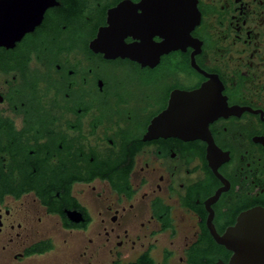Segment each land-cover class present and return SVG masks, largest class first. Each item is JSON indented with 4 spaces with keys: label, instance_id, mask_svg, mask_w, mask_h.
Segmentation results:
<instances>
[{
    "label": "flooded vegetation",
    "instance_id": "af4514ba",
    "mask_svg": "<svg viewBox=\"0 0 264 264\" xmlns=\"http://www.w3.org/2000/svg\"><path fill=\"white\" fill-rule=\"evenodd\" d=\"M179 3L54 0L0 45V264H229L214 234L264 212V0ZM121 4L141 63L89 48ZM201 88L196 135L147 138Z\"/></svg>",
    "mask_w": 264,
    "mask_h": 264
},
{
    "label": "water",
    "instance_id": "95a60500",
    "mask_svg": "<svg viewBox=\"0 0 264 264\" xmlns=\"http://www.w3.org/2000/svg\"><path fill=\"white\" fill-rule=\"evenodd\" d=\"M181 8L182 0H179ZM54 5V0H0V45L11 47L20 40L25 32L33 30L37 26L44 11ZM124 5H118L115 9L107 12V23L105 27L99 28L96 37L90 41L89 48L94 52L102 53L104 58H130L141 63L142 50L139 43L127 45L124 42V25H113V14ZM197 19V15H196ZM197 21V20H196ZM181 24V22H180ZM193 23L190 25V29ZM181 32V26H180ZM188 33V31H187ZM184 37L179 38L182 43ZM158 52L155 56L147 55V64L153 65L158 61ZM194 103V110L190 112V118H182L174 113V98L176 93L171 95L168 108L155 117L148 126L147 138L156 134L166 133L178 137L196 135L200 125L207 124L211 117H207L206 104L203 100L204 89L181 93ZM193 105V104H192ZM194 123V131L190 127ZM215 240L232 251L229 264H264V212L253 210L238 218V224L230 228L222 236L214 234Z\"/></svg>",
    "mask_w": 264,
    "mask_h": 264
},
{
    "label": "rangeland",
    "instance_id": "374dc122",
    "mask_svg": "<svg viewBox=\"0 0 264 264\" xmlns=\"http://www.w3.org/2000/svg\"><path fill=\"white\" fill-rule=\"evenodd\" d=\"M52 254H49V255H46V256H51ZM56 255H58V254H56ZM45 258V257H44ZM0 263H1V260H0Z\"/></svg>",
    "mask_w": 264,
    "mask_h": 264
}]
</instances>
